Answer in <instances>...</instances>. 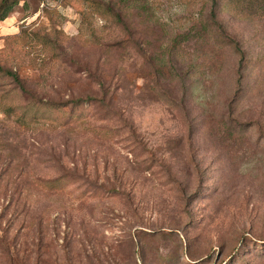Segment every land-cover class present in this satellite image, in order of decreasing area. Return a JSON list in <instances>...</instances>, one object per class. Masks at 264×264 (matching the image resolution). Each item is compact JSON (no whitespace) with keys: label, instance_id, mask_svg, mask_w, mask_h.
<instances>
[{"label":"rangeland","instance_id":"obj_1","mask_svg":"<svg viewBox=\"0 0 264 264\" xmlns=\"http://www.w3.org/2000/svg\"><path fill=\"white\" fill-rule=\"evenodd\" d=\"M0 264H264L263 12L20 0L0 19Z\"/></svg>","mask_w":264,"mask_h":264},{"label":"trees","instance_id":"obj_2","mask_svg":"<svg viewBox=\"0 0 264 264\" xmlns=\"http://www.w3.org/2000/svg\"><path fill=\"white\" fill-rule=\"evenodd\" d=\"M20 0H0V19L5 20L9 13L12 12L14 6L19 3ZM227 2L231 5V8L236 10L243 18L250 19L257 13L264 14V0H227ZM220 3V0H213L214 7ZM262 11V12H261ZM217 12L215 10L212 11V18L216 19ZM233 45L235 49L241 54V60H244L245 51L242 46L238 43L233 41ZM17 81L21 82L17 75H14ZM21 88L25 89L24 85L21 84ZM92 98H74L67 101H60V102H50L48 103L50 107L54 108L55 110L59 111L64 109L66 106H71L75 112L81 106H86L93 104Z\"/></svg>","mask_w":264,"mask_h":264}]
</instances>
